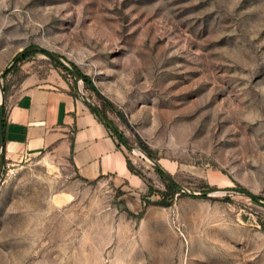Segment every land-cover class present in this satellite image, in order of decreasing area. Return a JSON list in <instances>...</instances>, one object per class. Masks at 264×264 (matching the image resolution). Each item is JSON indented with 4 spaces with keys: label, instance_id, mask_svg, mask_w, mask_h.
Masks as SVG:
<instances>
[{
    "label": "rangeland",
    "instance_id": "1",
    "mask_svg": "<svg viewBox=\"0 0 264 264\" xmlns=\"http://www.w3.org/2000/svg\"><path fill=\"white\" fill-rule=\"evenodd\" d=\"M33 47L101 97L38 50L2 77ZM56 73L133 146L139 181L6 163L0 264H264V206L224 191L264 200V0H0V95ZM147 156L186 189L170 206Z\"/></svg>",
    "mask_w": 264,
    "mask_h": 264
},
{
    "label": "crops",
    "instance_id": "2",
    "mask_svg": "<svg viewBox=\"0 0 264 264\" xmlns=\"http://www.w3.org/2000/svg\"><path fill=\"white\" fill-rule=\"evenodd\" d=\"M4 112L7 164L37 162L54 174L71 169L87 180L136 181L122 146L58 73L23 79L5 96Z\"/></svg>",
    "mask_w": 264,
    "mask_h": 264
},
{
    "label": "water",
    "instance_id": "3",
    "mask_svg": "<svg viewBox=\"0 0 264 264\" xmlns=\"http://www.w3.org/2000/svg\"><path fill=\"white\" fill-rule=\"evenodd\" d=\"M44 51L49 57H51L52 59H54L57 63H59L62 67H64L66 70H68L70 72V74L72 75V77L75 79V81H81V77L79 75V73L73 69L63 58H61L59 55H57L56 53L44 49L42 47H33L30 48L27 51H22L19 55L16 56V58L13 60L12 64L4 71V73L2 74V77L7 73V71L21 58H23L24 56H26L27 53L31 52V51ZM81 97L82 99L97 113V115L99 116V118L101 119V121L109 128V130L111 131L112 135L115 137V139L121 144L123 145L126 149L133 151L134 148L132 145H130L123 137L122 135L118 132V130L114 127V125L110 122V120L106 117V115L101 112L94 104H92L87 98H85V96L81 93ZM3 119H4V98H3V94L1 93L0 95V180H1V176L3 173V170L5 168L6 165V161H5V155H4V138H3ZM148 159L150 161H152L153 165L155 167H157L162 173L163 175L172 183H174L178 189H180L181 191H186V189L179 184L171 175H169L168 173H166L159 165L158 163L153 160L152 158H150L149 156H147ZM225 192H236L239 194H243L247 197H249L250 199H252L253 201H255L256 203L264 206V200L259 198L258 196L252 194L251 192L247 191V190H242V189H225Z\"/></svg>",
    "mask_w": 264,
    "mask_h": 264
},
{
    "label": "trees",
    "instance_id": "4",
    "mask_svg": "<svg viewBox=\"0 0 264 264\" xmlns=\"http://www.w3.org/2000/svg\"><path fill=\"white\" fill-rule=\"evenodd\" d=\"M35 53H44V54H46L44 51H36ZM32 53H30V54H27V56L26 57H28L29 55H31ZM47 55V54H46ZM52 62H53V64H55L57 67H59V68H62V69H64L59 63H57L54 59H52ZM73 65V64H72ZM74 66V68L78 71V73H79V75L81 76V78L84 80V82H85V84H86V86L88 87V88H90V89H92L95 93H97L100 97H101V95H100V93H99V91L97 90V88L92 84V82L90 81V78L89 77H87L86 75H84V74H82L78 69H77V67L75 66V65H73ZM65 71H67L66 69H64ZM109 103V102H108ZM109 106H111V107H113V105L112 104H110L109 103ZM95 112V111H94ZM96 113V112H95ZM103 113L106 115V113H105V110H103ZM97 114V113H96ZM106 117H107V115H106ZM4 123H5V112H4V119H3V126H4ZM113 124V123H112ZM114 125V124H113ZM117 129V128H116ZM118 130V129H117ZM122 135V134H121ZM122 137L126 140V138L122 135ZM117 141V140H116ZM127 141V140H126ZM118 142V141H117ZM118 144L120 145V146H122L119 142H118ZM148 152V154L152 157V158H154L155 156H154V154L151 152V151H147ZM127 164H128V168H129V170L130 171H133V167H132V165H131V163H130V161L129 160H127ZM156 169V171L162 176V178H163V180L165 181V185H166V191L165 192H161V191H156V194H160V196H161V199H160V201L159 202H156L157 204H160V205H163V206H170L171 205V203H172V201H173V198H174V196L176 195V194H183L179 189H178V187L174 184V183H172L171 181H169L164 175H163V173L158 169V168H155ZM145 202V201H144ZM149 203V202H148ZM147 203L145 202V205H146Z\"/></svg>",
    "mask_w": 264,
    "mask_h": 264
},
{
    "label": "built area",
    "instance_id": "5",
    "mask_svg": "<svg viewBox=\"0 0 264 264\" xmlns=\"http://www.w3.org/2000/svg\"><path fill=\"white\" fill-rule=\"evenodd\" d=\"M10 172H12V170Z\"/></svg>",
    "mask_w": 264,
    "mask_h": 264
}]
</instances>
